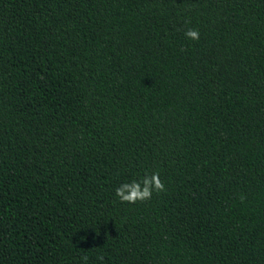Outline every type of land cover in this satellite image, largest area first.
<instances>
[{
	"label": "trees",
	"instance_id": "obj_1",
	"mask_svg": "<svg viewBox=\"0 0 264 264\" xmlns=\"http://www.w3.org/2000/svg\"><path fill=\"white\" fill-rule=\"evenodd\" d=\"M0 264H264V0H0Z\"/></svg>",
	"mask_w": 264,
	"mask_h": 264
},
{
	"label": "clouds",
	"instance_id": "obj_2",
	"mask_svg": "<svg viewBox=\"0 0 264 264\" xmlns=\"http://www.w3.org/2000/svg\"><path fill=\"white\" fill-rule=\"evenodd\" d=\"M184 35L192 40H198L200 33L198 29L189 28L185 31ZM165 191V185L160 179L159 172L145 173L139 180H133L131 182L122 183L116 188L115 194L119 200L123 203L134 204L137 201L149 200L152 197L153 192L161 193ZM85 261L87 257L83 258ZM98 260L103 261V256H98Z\"/></svg>",
	"mask_w": 264,
	"mask_h": 264
}]
</instances>
